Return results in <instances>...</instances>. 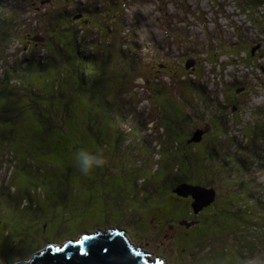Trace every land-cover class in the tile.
<instances>
[{"label":"rangeland","instance_id":"obj_1","mask_svg":"<svg viewBox=\"0 0 264 264\" xmlns=\"http://www.w3.org/2000/svg\"><path fill=\"white\" fill-rule=\"evenodd\" d=\"M242 1L0 0L2 6L19 7L15 13L19 43L15 38L6 48L0 79L10 70V62L19 61L29 50H35L41 59L50 57L46 52L60 55L51 45L58 47L65 41L68 22L54 17L62 9L72 14L75 4L83 8L82 13L88 8L96 10L93 18L98 17L81 34L78 25L90 17L75 14V19L83 20L72 25L78 36L96 42L103 37L95 28L100 24L105 30L109 27V35L119 41L110 43L114 59L83 63L91 81H101L92 100L77 97L74 82V89L72 83L68 86L72 63L60 59H55L56 70L50 65L46 72L36 74L42 75L37 76L38 82L32 79L28 85L20 84L24 83L22 78L16 82L24 91L15 99L29 106L38 103V108L37 115L26 108L22 115L17 114V120L0 124V238H6L0 249V264H10L13 257L25 254H30L31 262L32 255L49 244L62 245L82 234H103L113 228L122 230L142 253L150 254V261L162 259L160 264H234L240 259L246 264H264L263 237H258L259 249L254 241L257 250L251 249L253 240L249 239L260 232L264 220V134L249 145L243 134L251 132L242 130L264 121V56L257 57L255 47L259 46L264 55V37L259 32L264 16L261 25L255 27L247 14H241L237 5ZM8 15L12 17L9 10ZM47 32L53 40L46 38L47 44L42 40L41 45L40 37H46ZM28 36L32 38L25 43ZM37 43L40 45L35 46ZM240 44L245 52L238 58H246L252 45L258 69L235 63L238 58L233 55L243 51ZM226 48L229 51L224 53ZM186 56L183 64L181 59ZM216 59L218 66L214 65ZM156 63L168 66L156 69ZM241 77L249 87L240 86ZM154 84L159 90H152ZM186 86L191 93L186 92ZM199 86L206 88L208 107L205 95L197 92ZM230 89L238 97L235 105L226 104L225 94ZM68 102V111L61 114L63 121L52 126L45 138L37 117L46 118L48 103L62 110L60 104ZM4 103L0 99V105ZM194 129H202L197 139L205 132L203 137L217 144L211 147L216 156L196 145L201 139L192 141L195 147L185 143ZM229 139L237 142L236 148ZM3 144L7 145L5 152L1 150ZM80 148L102 150L106 165L91 175L79 174L70 158ZM244 151L254 160L243 156ZM229 153L245 163L235 161L244 178L237 171L234 174L238 176L232 178L220 172L218 165L224 164L222 157ZM10 158L13 161L9 163ZM177 170L187 175L189 186H195L199 181L196 175L201 173L200 183L214 189L215 202L200 217L203 214L205 239L219 246L218 253L214 246L204 252V242L195 255L181 252L184 247L189 250L180 240L182 230L195 222L188 227L179 225L189 221L179 219L184 208L179 202L182 197L176 193ZM240 181L244 183L242 190L237 189ZM37 216L41 219H30ZM239 218L250 223L244 225L236 220ZM233 219L237 226L229 233ZM35 222L46 225L47 237H32L30 226ZM208 251L213 254L204 263Z\"/></svg>","mask_w":264,"mask_h":264},{"label":"trees","instance_id":"obj_2","mask_svg":"<svg viewBox=\"0 0 264 264\" xmlns=\"http://www.w3.org/2000/svg\"><path fill=\"white\" fill-rule=\"evenodd\" d=\"M257 1H259V3ZM237 6L240 8L241 14H243V15L247 14L249 16V21H251L253 24H255L254 25L255 27H259L261 25L260 19H262L261 17L264 16V0H243L242 3L239 2ZM260 6H263L262 10H258V8ZM18 9H19V7L16 5L8 7V6H2L0 4V62H1L3 54L6 53V51H7L6 48L8 47L9 43H11L12 41H15L16 32L19 29L18 27H16V18H15V13ZM8 10L12 13V17H10V15H8ZM61 12H63V9L61 11H59V13H61ZM54 19L57 21H63V22L67 21L68 22L66 24V27H67L66 31L68 33H66L67 36H66V38H64L65 41L61 44H58L59 45L58 47H56V45L51 43L52 44L51 48L52 49L53 48L59 49L60 55L56 56V55H53L52 52H50V53L46 52V53H48V55H50V57H46V59H41L42 57L39 58L37 55H35V53L33 52L35 50H33V51L29 50L28 53L25 52L24 57H22V58L20 57L19 61L10 62V64H11L10 68H9L10 70L6 71L5 74L0 79V99H4V101H5L4 104L0 105V124H5L8 122L17 120V117H18L17 114L22 115L21 110L26 109V108H28V109L31 108V110L32 109L34 110L35 114L37 113L38 103H30L31 106H29L28 105L29 103L26 104V103H23L21 101V99H15L16 96H19V95L21 96L23 94V91H24V86L23 87L17 86V84H19V83L16 84V82L19 81L20 78H22L23 82H24V83H20V84L28 85L29 83H32V79H36V81L38 82L39 80H38L37 76L42 77V75H36V74H40L41 72H46V69L50 68V65L54 66V69L56 70L57 67L55 66V64H56L55 59L56 60L60 59L62 61H66L67 63H72V67L69 69V72H68L69 73L68 86H70V84L72 83L71 85H72V88L74 89V84H73V82H74L75 86H76L75 91L78 92V95L72 94L71 97L77 95V97H80L83 99L88 98V100H92L93 99L92 95L94 93L95 86L98 83L100 85L101 81H97V82H95L94 80L91 81L92 77L90 76V78H89V75L86 73V69H88V68L86 66H83V63H89V60L91 61V63H97L98 58H107V59H114L115 58V57L112 58L113 53L111 51L110 43H115V42L117 43L118 42V44H119V41L112 38L113 36L111 34L109 35V32H110L109 27L105 30L98 23L99 25L96 26L95 28L98 29V31L102 33L103 37L100 36V38L96 42H94V41L89 42V40L84 41V39H82V37L78 36L79 34L76 33V29H73L72 25L75 23V21H73V17L63 16V15L59 14V15L55 16ZM55 20L52 21V19H51L52 22H55ZM257 20H259V21H257ZM92 21H98V17H96V18L92 17V19H90L88 21V24H79L78 25L79 30L81 29V34H83L84 31H86L88 28H90ZM240 26L241 25L239 22V26L237 28H239ZM232 27H234V25ZM134 30L137 31V28H135ZM136 31H134V32H136ZM259 32L261 33L260 35L262 37H264V27H261ZM53 33H54V31H53ZM57 33H59V30L55 31V34H57ZM49 35L47 33L48 38L53 40L51 37H49ZM105 35H107V36H105ZM30 38H32V37L28 36V38L24 39V42L26 43L28 40H30ZM16 40H17V43H19L17 38H16ZM42 40H44V38H42ZM113 40H114V42H113ZM20 45H21V43H20ZM241 45L242 44H240L239 49L242 51L243 50L242 47H244V45L243 46H241ZM121 46L122 45H120V47ZM22 47H26V45H23ZM91 47H93V48H91ZM132 47L133 46H131V48ZM255 47H257V49H256L257 57L264 56L263 53L261 52V48L259 46H255ZM252 49H254V48L252 45H250L249 49H248V53H246L248 56L246 58H244L243 60L239 59L238 57H239L240 53H244L245 51L244 50L242 52L237 51L236 52L237 54L233 55V56H235L236 59L238 58V62H235V63L240 65V66L250 68V70L258 69V67H259L257 65L258 63L256 64L254 61L257 59V57H254L255 54H253V53L251 54ZM225 51L228 52L229 49L226 48V49H224V53H225ZM208 52H210V51H208ZM119 54H121L120 57L122 59L121 49L119 50ZM118 58L119 57L117 56V60H118ZM185 58H187V56L183 57V59H181V60H183V64H185V62H186ZM226 58H231V57L226 56ZM247 61H250L251 63L248 66H245L244 62H247ZM218 62H219V60L216 59L214 62V65L218 66ZM199 63H200V61H199ZM155 66H156V69L157 68L162 69L163 66H168V63H165L162 66H160L156 63ZM179 68H180V70L184 69V67L182 68L180 66H179ZM245 70L247 71L249 69H245ZM186 72L187 71H185L184 73H186ZM54 74L57 75L58 73H54ZM100 74L102 76L103 73L100 72ZM9 79H10V81H9ZM241 79L243 81V84L247 85L246 80H244L243 77H241ZM50 81H51V77H50ZM85 86H87V87L85 88ZM151 86H153V87H151L152 90H154V91L159 90V85L154 84ZM161 86L164 88V90L166 89V85H161ZM199 89H200V91H197V92H200L201 94L203 93L206 97V93H207L206 88L204 89V88L199 86ZM186 90H187V86H186ZM188 91H189V93H191L189 86H188V90L186 92H188ZM226 92H228L227 94H225L226 104L229 103L231 105H235L236 104V94L233 93L231 89L229 91H226ZM128 93L130 95L132 94L131 91H129ZM159 96L164 99V95H159ZM227 97L231 98V100L228 101ZM15 100H16V102H15ZM205 103H206V107H208L207 103H209V101H208L207 97H206ZM60 107H62L64 109L60 110L58 108L56 110V109H54V106H52L50 103H48V105L46 106V109H47L46 118H42L40 116L37 117V119L41 125V129L44 133L43 136H45V138H46V134L50 132L52 126L57 125L59 122L63 121V116L61 114H63L64 112L66 113L68 111L69 102H68V104L66 103L64 106L62 104H60ZM35 114H34V117H35ZM237 118L239 119L240 116H238ZM54 121H55V123H53ZM200 130L202 131V129H200ZM242 130L245 133H246V131L251 132V135L243 134V137H245V143H248V141H249V145H250V143L253 140L260 138L258 136H263L262 134H264V121L262 123L261 122L260 123L254 122L252 125H249V127L242 128ZM197 131H199V129H194V131L191 132V134H189V137L187 136V141H185V143L189 147H191V145L193 147H195L196 145H201L204 147V151L206 153L208 151H210V153L213 154L214 151L212 150L211 147L216 148L217 144L212 142L211 139L204 138L203 135L205 132L201 136V138H200L201 140L199 141V143H196V145L192 144V137H193L194 133ZM6 132L8 133V131H6ZM3 137L4 136H2V138ZM210 141H211V144L209 143ZM227 141L229 142V144L232 145V147H235V148L237 147L236 146L237 142L234 144V143H232L233 141L232 142L230 141V139ZM142 143H145V142L142 141ZM4 148H7V145L3 144L1 150L4 151ZM241 148H242V146L239 147V149H241ZM243 150H245V147H243ZM236 152H238V151L235 150V153ZM213 155H215V154H213ZM251 155L252 154H248L247 151H244V153H243V156H245L249 160H254V158L251 157ZM222 158H223L224 164L221 163L222 166L218 165V167L220 169V172L224 173L223 175L226 176V174H227L230 176V178H232L234 175H235V177L238 176L237 174L239 172V174L242 175V178L245 177V173L242 174V172H240L236 166L235 161L238 160V158H236L234 156V154H233V156H232V153L231 154L230 153L224 154V156ZM11 161H13V158H10V160L8 162L10 163ZM259 161H261V160H258V162ZM238 162H240L241 165L245 164L241 160H238ZM229 165H230V167H228ZM244 168L245 167H243L242 169H244ZM235 171H237V174H234ZM259 172H261V170H259ZM200 174L196 175V177L199 181L197 183H195V185L201 186V184H202V186H204L203 183H200V182H202V179L199 177ZM166 176H169V175H166ZM196 177H194V178H196ZM164 178H166V177H164ZM174 179L176 180V184H178V185L179 184H188L189 185V183H187V175L183 174L182 171L178 172V170H177L176 174L174 176ZM241 181H243V180H241ZM241 181L238 182V185H237L238 190H242L244 188V183H242ZM164 182H167V181L164 180ZM162 183H163V181H162ZM247 196H248V194H247ZM251 198H254V196ZM179 202L181 203V205L184 208V210L182 212L184 217L182 216V218H179V219H181L180 221L187 220L189 222H195V225L193 226L191 232L189 233V236L186 238L188 240L185 239L184 241H181V242L185 243V245L189 246V250H186L184 247L181 252H185V253L190 252L191 254L195 255V252H198V250H199L198 249L199 244L201 242H204L203 243L204 252L209 250L211 246L212 247L214 246L216 248L215 253H218V251L220 250L219 246L217 247L216 244L212 243V239H205L204 227H203V223L205 220L203 218L204 217L203 214H202V217H200V215H198V214L195 215L189 204L185 205L180 200H179ZM150 212H148V214ZM44 218H53V216L52 217H44ZM171 220L176 221L175 219H171ZM236 220L240 223L242 222L244 225L245 224L248 225L250 223V220H247V219H240L239 218ZM234 221H235V219H233V223H232V227H231L232 231H230L229 233H232L233 230L237 226V224H235ZM31 228H33V227H31ZM43 228H44L43 225H40L39 228L34 227L32 230L33 231L32 237H34V236H36L38 238L47 237V235H45V232H44L45 229H43ZM48 228L50 229V227H48ZM36 229L37 230L41 229L42 232L40 234H34ZM239 229L240 230L244 229V226L239 225ZM258 229L259 228L257 227L255 230H258ZM258 237L259 238L263 237L262 239H264V220H262V228L260 229V232L255 234V235L252 234V238L251 237L249 238V239L253 240V246L251 247V249L253 248L254 250H257L254 248V241L255 240L257 241V242L255 241L256 248H257V246H258V249L260 248V246H259L260 244L258 242ZM5 240H6V238H4V237L0 238V249H1V247H3ZM7 240H9V239H7ZM210 241L212 244H210ZM49 245H51V244H49ZM243 245L247 249L250 248V246L247 243H245ZM263 246H264V244H263ZM40 250H42V249H40ZM208 253H209V251H208ZM212 254L213 253H209V254L205 255L204 263H206V261H207L206 257L207 258L211 257ZM238 258H240L239 255H238ZM1 260L2 259H0V261ZM191 260H192V258H191ZM237 263L238 264H246V261H242L240 259L237 261ZM237 263L235 262L234 264H237Z\"/></svg>","mask_w":264,"mask_h":264},{"label":"water","instance_id":"obj_3","mask_svg":"<svg viewBox=\"0 0 264 264\" xmlns=\"http://www.w3.org/2000/svg\"><path fill=\"white\" fill-rule=\"evenodd\" d=\"M39 41H42V38ZM200 132L194 133L192 141L198 142L200 140L201 137L197 139ZM176 193L179 197L192 199L191 208L195 215L215 201L214 189L199 185L179 184ZM179 224L188 227L189 224L193 226L194 222H180ZM79 240L81 241L80 245H77L76 241H72L70 244L66 243L63 247V253L48 249L36 256L30 264H159L158 262L153 263L148 260V257L136 253L135 249L118 230L103 234L97 233L96 235L85 234ZM79 247L86 249L88 252L86 257L80 256Z\"/></svg>","mask_w":264,"mask_h":264},{"label":"clouds","instance_id":"obj_4","mask_svg":"<svg viewBox=\"0 0 264 264\" xmlns=\"http://www.w3.org/2000/svg\"><path fill=\"white\" fill-rule=\"evenodd\" d=\"M70 159H71V163H72L73 167L79 172V174H81L83 176L91 175L96 170L101 169V168H103L106 165V157L103 154L102 150H97V151L93 152V151H89L86 148H80V149H78L76 152H74L72 154ZM202 187H204V186H202ZM206 188H208V187H206ZM191 203H192V199H191ZM190 206H191V204H190ZM116 230H117L116 228H113L112 230H109V231H114L115 232ZM120 232L124 235L122 230H120ZM84 235L85 234H82L79 237V239L83 238ZM90 235H93V234H90ZM126 237L124 236L125 239H126ZM79 239H77V240H79ZM127 239H128V237H127ZM127 242L135 249L134 251L136 253L148 257V260H149L150 254L142 253V251L138 247H136V245H132V243L129 242V240H127ZM66 243H72V241H67V242L63 243L62 245H56V244L53 245V244H51L49 246H46L42 250L38 251L36 254H33L32 256L35 259V257H36L35 255L38 256V255H40L41 253L45 252L48 249H53L54 250V249H57V248H63ZM30 258H31L30 254H25L22 257H13L11 259V261H10V264H30V262H29ZM161 260L162 259L153 260L151 262H153V263L158 262L160 264Z\"/></svg>","mask_w":264,"mask_h":264},{"label":"flooded vegetation","instance_id":"obj_5","mask_svg":"<svg viewBox=\"0 0 264 264\" xmlns=\"http://www.w3.org/2000/svg\"><path fill=\"white\" fill-rule=\"evenodd\" d=\"M40 4H42V2H40ZM84 4V3H83ZM74 12L72 13V14H69L67 11H65V10H63V12L61 13V15H63V16H69V17H73L75 14H87L89 17H90V19H92V17L94 16V14L92 13V12H96V10H92L91 8H88V9H86L85 11H84V13H82L83 12V8H81V6L80 5H78V4H75L74 5ZM95 9V8H94ZM89 19V20H90ZM88 20V21H89ZM73 21H75V23L74 24H76V23H79V22H81V21H83L82 19H74V17H73ZM88 21H83V23L84 24H88ZM53 23V22H52ZM48 33V32H47ZM47 33H46V37L44 36L43 38H44V44H47V40H45L46 38H48V36H47ZM48 35H49V33H48ZM49 37H50V35H49ZM41 38V37H40ZM43 41L40 43L41 45H42V43H43ZM39 43H37V44H34L35 46H37V45H40ZM242 88H246V87H248L247 85H245V84H243V81L241 82V85H240ZM236 98H238L237 97V95H236ZM236 101H237V99H236ZM179 200L181 201L182 200V202H184V200H186L185 202H187L189 205L191 204V198L190 197H188V198H179ZM187 204V205H188ZM152 211H155V210H152ZM207 211V209H204L203 211H201L198 215H200L201 213H205ZM184 217V216H183ZM30 219H41L39 216H37V217H31ZM43 226H44V228H46V225H44V224H42ZM180 225V224H179ZM30 227H37V228H39L40 227V224L38 223V222H35V223H33ZM176 227H178V226H176ZM180 228V227H179ZM192 228L193 227H191V228H189V229H184L183 228V234H182V236H181V238H180V240L181 241H184L188 236H189V233L191 232V230H192ZM42 231H41V229H36V231H35V233L34 234H40ZM186 240H188V239H186ZM142 247V246H141Z\"/></svg>","mask_w":264,"mask_h":264},{"label":"snow or ice","instance_id":"obj_6","mask_svg":"<svg viewBox=\"0 0 264 264\" xmlns=\"http://www.w3.org/2000/svg\"><path fill=\"white\" fill-rule=\"evenodd\" d=\"M84 239H90V238H84ZM75 243L77 245H80L81 241L77 240ZM53 251L63 253L64 249L63 248H57V249H54ZM79 254L81 257H86L88 255V252L86 251V249L84 247H79Z\"/></svg>","mask_w":264,"mask_h":264},{"label":"bare ground","instance_id":"obj_7","mask_svg":"<svg viewBox=\"0 0 264 264\" xmlns=\"http://www.w3.org/2000/svg\"><path fill=\"white\" fill-rule=\"evenodd\" d=\"M245 63V62H244ZM102 231V230H101ZM107 231V230H106ZM93 235H96V233H94ZM70 244V243H69Z\"/></svg>","mask_w":264,"mask_h":264}]
</instances>
